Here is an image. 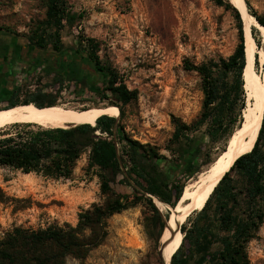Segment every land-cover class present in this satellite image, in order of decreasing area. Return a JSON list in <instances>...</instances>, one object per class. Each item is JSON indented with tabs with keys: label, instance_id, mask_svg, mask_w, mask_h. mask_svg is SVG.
<instances>
[{
	"label": "trees",
	"instance_id": "trees-1",
	"mask_svg": "<svg viewBox=\"0 0 264 264\" xmlns=\"http://www.w3.org/2000/svg\"><path fill=\"white\" fill-rule=\"evenodd\" d=\"M242 2L247 6L246 0ZM219 3L234 10L239 23L240 43L228 57L212 58L199 65L186 61L188 70L200 73L205 99L197 123L189 125L174 117L172 141L177 145L176 157L169 158L151 144L133 139L115 117L106 114L98 116L95 125L89 123L95 119L67 128L39 125L32 129L36 123H14L0 131V168L34 172L56 180L70 179L78 160L89 151L86 170L98 168L101 192L106 196L103 202H94L83 208L76 225L53 222L45 227L19 225L2 231L0 264H70V261L72 264H88L92 251L104 244L110 235L109 219L141 201L150 206L160 222L159 235L154 239L156 264H164L157 243L165 221L154 198L174 207V211L177 209L185 181L200 170L197 166L200 144L191 135L198 126L206 125L210 141H227L244 120L243 74L247 53L243 15L229 1L219 0ZM250 12L264 26V12ZM46 14L42 33L29 43L3 34L0 83L7 82L19 68L30 73L44 68L52 76L48 85L56 90H39L22 102L12 93L8 105L0 110L18 104L36 109L49 108L56 104L66 77L88 85L86 75L89 71L99 70L108 76L103 85H88L92 94H101L108 105L117 106L123 114L125 106L135 100L138 93L129 89L117 71L101 65L95 41H86L92 48V52L86 51L89 61L78 49L77 53L69 52L61 43V31L67 26L73 27L83 15L72 11L67 0H49ZM49 40L53 43L47 49ZM81 73L82 77H79ZM126 186H130L133 193L124 192L122 189ZM10 200L0 187V204ZM187 222L181 227L183 240L170 257V264H251L248 246L264 223V117L252 150L235 160L203 208L191 213Z\"/></svg>",
	"mask_w": 264,
	"mask_h": 264
},
{
	"label": "rangeland",
	"instance_id": "rangeland-1",
	"mask_svg": "<svg viewBox=\"0 0 264 264\" xmlns=\"http://www.w3.org/2000/svg\"><path fill=\"white\" fill-rule=\"evenodd\" d=\"M48 1L0 0V54L3 53L4 33L25 43L37 39L47 18ZM246 3L247 6L242 2V7L250 15V10L264 12V0H246ZM67 5L83 17L73 27L67 26L61 31L63 47L69 52L78 49L89 61L86 51L92 52V48L87 46L86 41L93 39L98 45L101 65L117 71L129 89L138 93V97L125 106L124 113L120 112L115 117L117 123L133 139L151 144L169 158L176 157L174 150L177 145L172 141L174 117L189 125L197 123L205 99L202 77L199 72L188 70L186 61L199 65L212 58L228 57L235 51L240 43V29L234 10L220 4L219 0H67ZM242 19L246 53L249 35L255 55L252 67L262 74L264 35L244 16ZM48 43L47 49L52 47L53 41ZM249 64L247 57L246 67ZM246 67L243 74L246 94L243 118L246 108L253 102L246 89ZM89 74L86 75L88 85H103L108 76L99 70L89 71ZM51 81L52 76L44 68L34 73L19 68L7 82L0 83V107L8 105L12 93L15 99L22 102L39 90H56L48 85ZM88 85L66 77L56 104L51 107L108 105L101 94H92ZM96 121L89 123L95 125ZM14 123L26 122L10 123L1 127L0 131ZM38 126L33 124L31 128ZM191 135L200 144L197 158L200 170L187 177L186 181L182 178L185 188L190 183H197L227 148L230 139L210 141L206 125L198 126ZM88 155L89 151H86L78 160L70 179L56 180L34 172L0 168V187L11 199L0 204V233L19 225L25 228L45 227L53 222L76 225L83 208L94 202H103L106 196L101 192L98 168L86 170ZM122 190L133 193L130 186ZM154 203L165 221L157 246L162 258L172 257L184 235L179 230L174 236L171 225L174 207L158 198H154ZM187 223L186 220L184 224ZM109 224L108 239L92 251L88 264H156L154 239L161 227L145 201L113 215ZM248 252L251 264H264V223L258 236L249 243Z\"/></svg>",
	"mask_w": 264,
	"mask_h": 264
},
{
	"label": "bare ground",
	"instance_id": "bare-ground-1",
	"mask_svg": "<svg viewBox=\"0 0 264 264\" xmlns=\"http://www.w3.org/2000/svg\"><path fill=\"white\" fill-rule=\"evenodd\" d=\"M229 1L241 11L248 23L254 24L264 35V26L242 7V0ZM250 42L251 39L248 35L247 57H249L250 64L246 67L245 76L247 77L246 89L253 102L246 108L244 122L230 137L227 148L201 175L197 183H190L185 188L178 207L172 214L171 225L174 228V236L179 230L181 231L180 225L186 222L191 213L203 208L222 176L231 168L238 157L252 150L257 140L264 116V67L262 74L253 69L252 64L255 55ZM262 62L264 66V54L262 55ZM104 114L118 117L120 109L114 105L102 107L82 105L81 107L65 106L63 108L61 106L41 109L15 106L0 110V128L13 122L36 123L51 128H67L71 125L96 120L98 116ZM179 243L177 244L179 245ZM163 259L164 264H170L171 258L169 255L164 256Z\"/></svg>",
	"mask_w": 264,
	"mask_h": 264
},
{
	"label": "built area",
	"instance_id": "built-area-1",
	"mask_svg": "<svg viewBox=\"0 0 264 264\" xmlns=\"http://www.w3.org/2000/svg\"><path fill=\"white\" fill-rule=\"evenodd\" d=\"M97 133L99 134V131H97Z\"/></svg>",
	"mask_w": 264,
	"mask_h": 264
}]
</instances>
